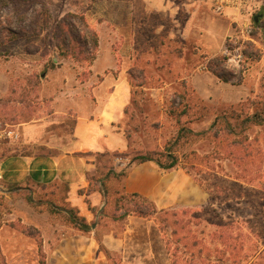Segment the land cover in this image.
<instances>
[{
  "label": "rangeland",
  "instance_id": "obj_1",
  "mask_svg": "<svg viewBox=\"0 0 264 264\" xmlns=\"http://www.w3.org/2000/svg\"><path fill=\"white\" fill-rule=\"evenodd\" d=\"M31 1L21 8L28 18L23 24L26 28L39 8ZM41 1L45 4L39 19L42 36L0 48V80L6 77L8 82V92L0 98V144L6 155L44 154V147H23L20 137L10 138L9 132H18V125L38 119L64 121L72 129L75 118L69 104L86 109L103 101L107 95L99 96L94 89L109 74L112 83L120 72L128 75L125 81L131 100L117 126L128 136L129 148L123 154H91L98 172L90 178L92 188L115 159L128 164L134 155L162 150L179 127L172 110L186 108L188 114L180 118V124L199 134L222 112H251L250 101L264 98V0ZM156 1L167 9L170 3L173 15L145 11L156 7ZM217 6L222 7L220 13ZM68 13L84 15L98 33L96 65L57 57L52 34ZM256 15L262 16L258 25L253 21ZM12 18L4 12L0 20L4 27L15 29L8 22ZM27 46L38 47L40 52L29 55ZM225 49L242 55L239 69L225 68ZM51 58L54 69L47 65ZM211 69L226 72L228 83L214 78ZM107 87L108 93L114 88L111 83ZM248 136L252 146L244 163L218 155L214 143L202 136L191 148L209 157L194 160L202 167L187 174L203 192V204L186 217L181 214L184 204L165 209L176 212L167 225L186 224L189 264H264V128H252ZM170 172L186 175L181 167ZM119 181L107 186L104 214L97 223L92 221L99 225L94 239L101 241L110 231L117 237L123 235V222L113 221L128 208L120 200L124 195ZM181 186L176 187L175 197ZM66 196L67 187L62 184L22 189L0 183V264H49V255L58 244L81 234L67 222L71 208ZM149 221V228L131 237L124 259L115 254L109 264H123V260L124 264H172L176 260L172 253L180 256L170 236L172 229L161 234L158 224ZM166 240H172L170 252ZM224 241L234 249L223 246Z\"/></svg>",
  "mask_w": 264,
  "mask_h": 264
},
{
  "label": "crops",
  "instance_id": "obj_2",
  "mask_svg": "<svg viewBox=\"0 0 264 264\" xmlns=\"http://www.w3.org/2000/svg\"><path fill=\"white\" fill-rule=\"evenodd\" d=\"M154 3L156 7L145 11H154L161 15L169 14L168 17L173 15L169 9L170 3L168 9L164 3L160 4L157 1ZM189 20L190 17L187 22ZM97 62L98 56L92 64L96 65ZM122 73H119L115 83L110 82V74L105 75L100 85L94 89V93L99 96L107 95L103 101L99 100L97 104L86 109L69 104L68 108L74 113L75 118L72 129H69L64 121L38 119L18 125V132H9L10 138L20 137L21 146L27 148L42 146L45 152L42 155H9L1 159L0 183L22 189L65 185L66 203L91 227L95 226L94 229L91 228L92 236L75 234L58 244L49 255V264H109L93 236L99 225L92 224V221L96 220L97 223L101 211L107 205L108 193L104 192L107 186L112 182L120 181L110 177L105 180L103 188L101 182L98 183L97 180L98 186L92 188L89 180L98 174L97 165L91 154H123L129 148L127 138L117 126L131 100V88L129 82L125 81L128 75L125 74L124 77ZM1 81L4 82L0 83V98L8 92L7 78L4 77ZM110 83L114 88L108 93L106 89L109 88L107 86ZM121 161L115 159L108 170L116 174L120 173L125 169V165H128ZM121 183L123 195L138 194L153 202L158 209L173 208L176 204H184L185 209H193L203 204V192L191 182L187 174L163 172L153 162L128 167L127 175ZM177 186H181V190L175 197ZM186 191L191 197L186 198ZM150 223L151 221L147 219L129 216L122 237H117L110 231L102 236L101 243L110 256L118 254L124 259L131 237L138 234L141 228H149ZM124 262L125 260L123 264Z\"/></svg>",
  "mask_w": 264,
  "mask_h": 264
},
{
  "label": "trees",
  "instance_id": "obj_3",
  "mask_svg": "<svg viewBox=\"0 0 264 264\" xmlns=\"http://www.w3.org/2000/svg\"><path fill=\"white\" fill-rule=\"evenodd\" d=\"M30 2L32 1L0 0V17L4 12L11 15L13 18L12 20L8 19V22L16 27L15 29L4 27L0 20V48L21 39L40 38L44 33L43 26L39 25V19L45 11V4L41 0H34V3L38 5L39 8L34 10L35 16L33 20H29V26L26 28L23 25L28 21V18L26 14H21V8L23 4H28ZM52 36L55 40V49L59 59L69 60V62H74L80 65H91L96 60L99 49V35L96 30L88 24L84 15L77 13L66 14L56 25ZM39 52V48L35 46H27L26 48V53L29 55H35ZM47 65L51 69L56 67L53 58L48 61ZM211 73L221 82L228 83L226 72L211 69ZM249 107L251 112H244L243 110L235 109L222 112L214 118V121L206 131L199 134L194 133L186 124H180V118L188 114L186 108L181 111L172 110L171 114L176 116L177 124L179 125L176 134L164 144L162 150L134 155L129 160L127 166L130 167L144 162H153L163 172H170L181 167L188 175L192 172L194 173L202 166L201 164H193V161L209 158L208 156H200L198 153L199 150L196 148L191 149L196 145L197 138L200 136L205 138L204 140L207 142L211 141L214 143L218 155L222 154L224 158L230 159L232 162L244 163L250 156L252 146V141H249L248 132L255 127L264 128V98L258 102L251 100ZM200 118H202V116H200ZM126 138L128 140V136ZM5 152L6 151L1 147L0 160L9 156L6 155ZM127 168L122 169L118 174L108 170L106 176L101 180H98V183L101 182L102 187L104 188L105 180L110 177H114L118 180L124 179L127 175ZM198 171L200 170H197V172ZM89 181H91V179ZM196 182L202 186L198 180ZM104 192L107 194L106 189ZM120 200L124 202L128 208L125 214L118 218L115 217L113 221L123 222V231L125 228V222L129 216L154 220L158 224L161 234H166L168 229H172L170 236L177 244L176 250L181 253L180 256L176 253H172V257H175L176 259L175 261H172V264H189L186 257L187 252L190 250V246L186 242V240H188L187 234H184L186 224H184V222L179 223L175 221L174 224L167 225V222L171 218H176V212H173V210L158 209L153 202L138 194L124 195ZM193 211L195 210L184 209L181 211V214L183 217H186L190 213H194ZM67 214L68 224L80 232L81 235L87 236L92 232L91 225H89L83 218L79 217L73 209H68ZM102 214H104V211H101V215ZM180 234L184 235L180 236ZM95 241L97 242L100 251H102L109 260L110 254L106 251L101 241L96 237ZM170 243H172V240L165 241L168 252H170ZM223 243H225L223 246L226 248H231V250L234 249V246L232 247L227 241H224ZM179 244H181V247L178 246ZM193 246H197V244L194 242ZM182 251L184 252V255Z\"/></svg>",
  "mask_w": 264,
  "mask_h": 264
},
{
  "label": "built area",
  "instance_id": "obj_4",
  "mask_svg": "<svg viewBox=\"0 0 264 264\" xmlns=\"http://www.w3.org/2000/svg\"><path fill=\"white\" fill-rule=\"evenodd\" d=\"M217 13H220L222 11V7L221 6H217L216 8ZM236 51H229L228 49L224 50V55L226 56V62H225V68L226 69H239L240 68V59L242 57L241 54H235ZM119 161H121V159H118Z\"/></svg>",
  "mask_w": 264,
  "mask_h": 264
},
{
  "label": "water",
  "instance_id": "obj_5",
  "mask_svg": "<svg viewBox=\"0 0 264 264\" xmlns=\"http://www.w3.org/2000/svg\"><path fill=\"white\" fill-rule=\"evenodd\" d=\"M262 18L261 15H256L253 17V21L255 24H257L259 22V20ZM95 226H92L91 228L94 229Z\"/></svg>",
  "mask_w": 264,
  "mask_h": 264
}]
</instances>
